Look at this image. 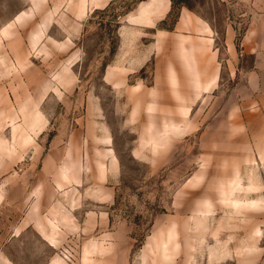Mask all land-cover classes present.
<instances>
[{"label": "rangeland", "instance_id": "rangeland-1", "mask_svg": "<svg viewBox=\"0 0 264 264\" xmlns=\"http://www.w3.org/2000/svg\"><path fill=\"white\" fill-rule=\"evenodd\" d=\"M141 1L0 0V264H69L70 244L78 256L61 190L81 160L69 147L96 139L74 133L112 134L122 168L111 222L128 224L134 250L152 226L190 221L207 203L264 228V138L240 132L235 114L228 29L234 21L239 53L243 7L172 0L156 31L128 25ZM182 11L194 42L174 29Z\"/></svg>", "mask_w": 264, "mask_h": 264}, {"label": "crops", "instance_id": "crops-1", "mask_svg": "<svg viewBox=\"0 0 264 264\" xmlns=\"http://www.w3.org/2000/svg\"><path fill=\"white\" fill-rule=\"evenodd\" d=\"M111 1L113 0H102L101 4ZM219 2L228 6L232 12L237 10L238 6L243 7L240 18L244 21L245 28L239 43V53L230 32L234 21L229 24L228 29L232 51L230 60L233 63L235 58H239L240 65L233 64V68L235 73L241 75L236 89L242 99L235 114L239 115L237 123L240 132L244 131L248 136L255 133L256 137L263 139L264 0ZM172 8V0H143L140 2L138 13H132L128 25L158 31L157 25L167 18ZM188 16L182 11L174 29L184 32L181 34L184 42H194L192 31L184 28L191 26L192 18ZM203 24L204 32H213L209 26L211 24ZM128 38L125 39L124 48L128 46ZM153 40L154 46L149 50L150 57L156 56L160 38L155 36ZM183 53L185 57L191 56L190 51ZM172 121H165L167 131L173 130ZM74 134L81 139H96V144L92 143L93 140H85L81 145L69 147L77 148L81 155L78 166L69 168L72 170L69 171L70 181L61 190L62 195L67 198V206L64 207L68 213L67 223L70 228L74 227L69 233L81 236L78 256L75 254L76 250H72V245L68 246L72 256L69 264H264V228L238 225L237 216L231 213L220 215L222 217L218 218L219 215L210 213L213 211L210 203L206 204L205 212H197L190 217V221L152 226L140 248L134 250L132 229L128 224L124 221L116 224L111 222L118 205L122 168L110 139L112 134ZM140 152L141 148L138 147L137 153ZM76 169H79L77 173H73ZM55 201L56 199L50 205L51 211L56 208ZM230 204L236 210L243 206H256V202L243 203L239 200H231ZM78 218L83 221H79L82 225L80 231L76 232ZM89 219L93 220L90 227L87 226ZM71 251H74V255Z\"/></svg>", "mask_w": 264, "mask_h": 264}, {"label": "bare ground", "instance_id": "bare-ground-1", "mask_svg": "<svg viewBox=\"0 0 264 264\" xmlns=\"http://www.w3.org/2000/svg\"><path fill=\"white\" fill-rule=\"evenodd\" d=\"M173 128H175L176 130H179V127H177V126H175V125H173Z\"/></svg>", "mask_w": 264, "mask_h": 264}]
</instances>
